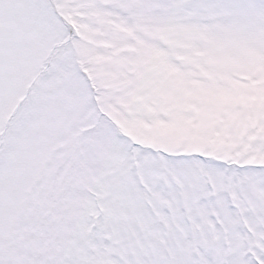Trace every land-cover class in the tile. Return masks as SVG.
Listing matches in <instances>:
<instances>
[{
  "label": "snow or ice",
  "instance_id": "6c2138e0",
  "mask_svg": "<svg viewBox=\"0 0 264 264\" xmlns=\"http://www.w3.org/2000/svg\"><path fill=\"white\" fill-rule=\"evenodd\" d=\"M0 264H264V0H0Z\"/></svg>",
  "mask_w": 264,
  "mask_h": 264
}]
</instances>
